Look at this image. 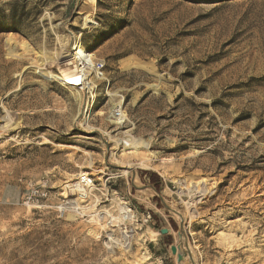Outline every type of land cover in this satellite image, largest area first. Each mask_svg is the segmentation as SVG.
Returning a JSON list of instances; mask_svg holds the SVG:
<instances>
[{
    "label": "rangeland",
    "instance_id": "374dc122",
    "mask_svg": "<svg viewBox=\"0 0 264 264\" xmlns=\"http://www.w3.org/2000/svg\"><path fill=\"white\" fill-rule=\"evenodd\" d=\"M0 264H264V0H0Z\"/></svg>",
    "mask_w": 264,
    "mask_h": 264
},
{
    "label": "bare ground",
    "instance_id": "6f19581e",
    "mask_svg": "<svg viewBox=\"0 0 264 264\" xmlns=\"http://www.w3.org/2000/svg\"><path fill=\"white\" fill-rule=\"evenodd\" d=\"M64 38L65 37H63V39ZM65 41L64 42L67 46V51L65 52V61H66L65 63H67L68 66L64 70V73L56 74V73L49 71L46 68L45 69L40 68L39 72H40V70H43L44 71L43 74L45 76H47L49 78H54V79H57L60 81H64L65 83H68L71 85H80L81 83H83L85 81V84H87L86 87L91 88L92 87L91 83L90 82L87 83L86 80L88 79L87 76H89V73H92L91 70L94 66L92 54L86 53L84 51V49L80 46V44H78V42L75 39H68L67 38V40H65ZM117 107H120V104H118ZM112 121L117 122V119L114 118V119H112ZM132 144L133 143H131V145ZM132 147H135V145ZM125 171L126 172L131 171V167L125 166ZM143 187H145V186H143ZM71 189H74L75 191L79 190L80 184L78 182H76L75 185L72 186ZM124 212H127V210L125 209ZM125 237H126V239L129 238L128 236H125ZM114 238H110V239H114ZM126 239L124 240L125 242H127Z\"/></svg>",
    "mask_w": 264,
    "mask_h": 264
},
{
    "label": "built area",
    "instance_id": "2783aa9c",
    "mask_svg": "<svg viewBox=\"0 0 264 264\" xmlns=\"http://www.w3.org/2000/svg\"><path fill=\"white\" fill-rule=\"evenodd\" d=\"M84 51L86 53H89L86 49H84ZM93 62H94V66H93L91 72L94 73L97 78H100V79L104 78L105 77V64L100 60H95L94 58H93ZM88 81H89V78H88ZM80 86L86 88V85H84V84H82ZM110 118L111 119L116 118L118 123L121 125L125 124L128 121V116H127L126 112L124 111V109L121 105H120V107H115L112 110V112H110ZM79 183L83 187H90V186L94 185V179L92 177H90L89 175L84 174V175L80 176ZM82 192H84V191H82ZM82 194H84V193H82ZM125 209L127 210V212L122 211L121 217L118 219L119 220L118 222L120 223L121 228L123 230L122 235H123L124 240L126 239L125 236H128V235L133 236V228L131 226V223H132V220L134 218V213L132 212V208L126 207ZM150 219H151V215L148 214L147 216H145L144 221L149 222ZM113 221L114 220H112L111 223ZM131 237H130V239H131ZM127 239H129V238H127Z\"/></svg>",
    "mask_w": 264,
    "mask_h": 264
},
{
    "label": "water",
    "instance_id": "95a60500",
    "mask_svg": "<svg viewBox=\"0 0 264 264\" xmlns=\"http://www.w3.org/2000/svg\"><path fill=\"white\" fill-rule=\"evenodd\" d=\"M161 232H162V233H167V232H168V229H162ZM172 250H173V252L175 253L177 249H176L175 246H173V247H172Z\"/></svg>",
    "mask_w": 264,
    "mask_h": 264
}]
</instances>
